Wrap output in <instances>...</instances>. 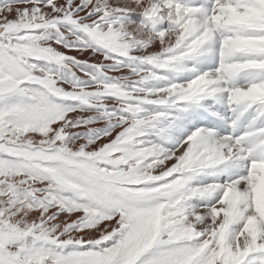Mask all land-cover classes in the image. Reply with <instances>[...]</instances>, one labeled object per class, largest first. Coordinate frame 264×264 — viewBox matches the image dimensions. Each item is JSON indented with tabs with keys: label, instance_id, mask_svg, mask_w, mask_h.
Here are the masks:
<instances>
[{
	"label": "snow or ice",
	"instance_id": "1",
	"mask_svg": "<svg viewBox=\"0 0 264 264\" xmlns=\"http://www.w3.org/2000/svg\"><path fill=\"white\" fill-rule=\"evenodd\" d=\"M0 264H264V0H0Z\"/></svg>",
	"mask_w": 264,
	"mask_h": 264
},
{
	"label": "rangeland",
	"instance_id": "2",
	"mask_svg": "<svg viewBox=\"0 0 264 264\" xmlns=\"http://www.w3.org/2000/svg\"><path fill=\"white\" fill-rule=\"evenodd\" d=\"M72 54H74V53H72ZM82 58H86V57H82Z\"/></svg>",
	"mask_w": 264,
	"mask_h": 264
}]
</instances>
